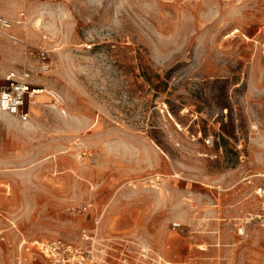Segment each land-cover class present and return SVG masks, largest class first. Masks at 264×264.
Returning a JSON list of instances; mask_svg holds the SVG:
<instances>
[{
	"label": "rangeland",
	"instance_id": "rangeland-1",
	"mask_svg": "<svg viewBox=\"0 0 264 264\" xmlns=\"http://www.w3.org/2000/svg\"><path fill=\"white\" fill-rule=\"evenodd\" d=\"M0 16V85L44 91L26 121L0 112V264H55L22 241L80 264H264V0Z\"/></svg>",
	"mask_w": 264,
	"mask_h": 264
},
{
	"label": "built area",
	"instance_id": "built-area-1",
	"mask_svg": "<svg viewBox=\"0 0 264 264\" xmlns=\"http://www.w3.org/2000/svg\"><path fill=\"white\" fill-rule=\"evenodd\" d=\"M12 28V22L0 16V37H6V33ZM44 60V57H43ZM47 70V67H46ZM33 94L24 81H18L13 74L7 76L4 85H0V112L19 117L26 121L28 114L23 112L27 102H30ZM56 104H60V97L53 98ZM22 246L28 250L32 246L42 252L55 264H75L77 255L73 247L63 242L56 241L49 244L39 242L26 243L22 241ZM80 264V263H78Z\"/></svg>",
	"mask_w": 264,
	"mask_h": 264
},
{
	"label": "bare ground",
	"instance_id": "bare-ground-1",
	"mask_svg": "<svg viewBox=\"0 0 264 264\" xmlns=\"http://www.w3.org/2000/svg\"><path fill=\"white\" fill-rule=\"evenodd\" d=\"M35 24H36V26H39V25H40V21H37ZM35 24H34V25H35ZM43 93H44V91H40V90L35 89L30 104L32 103L33 100H35L34 97H35L36 95H40V94H43ZM53 98H56V97H53ZM35 104H36V103L33 102V105H35Z\"/></svg>",
	"mask_w": 264,
	"mask_h": 264
}]
</instances>
